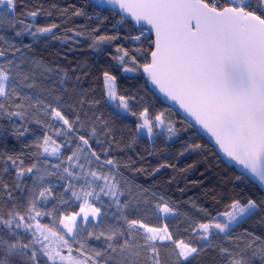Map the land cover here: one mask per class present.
<instances>
[{
	"label": "snow or ice",
	"instance_id": "6c2138e0",
	"mask_svg": "<svg viewBox=\"0 0 264 264\" xmlns=\"http://www.w3.org/2000/svg\"><path fill=\"white\" fill-rule=\"evenodd\" d=\"M17 2L0 0V26L13 29L17 24L24 26L16 32L19 36L32 25L25 26L24 21L17 18ZM93 6L99 12L118 9L120 23L125 22L124 17H130L137 25L143 23L149 26L155 36L150 60L141 66L132 58L130 63L135 68L124 67L123 70L132 72L142 67L149 82L169 100L176 102L195 120L196 125L215 140L224 156L242 169V176L237 179L243 178L246 182H255L264 187V0H257L255 8L250 0H224L223 4L221 0H95ZM81 14L80 11L75 13L77 16ZM27 15L35 18L38 12L29 11ZM55 27V24L37 27L31 34L51 33ZM108 39L111 38L100 36L94 39L93 44L98 45ZM133 39L139 41L140 36ZM117 51L123 53L118 57L121 62L129 56L123 49ZM0 56H3L2 52ZM22 63L8 60L6 64H0V116L10 120L15 117L20 121V126H12L11 135L19 137L28 131L26 127L21 130V127L29 120L31 110L50 116L52 120L60 122L67 132L77 134L80 131L76 127L80 123L79 116L72 120L60 107L46 103L39 95L23 91L37 86L31 72L21 68ZM29 80L32 82L29 83ZM104 81L108 98L119 100L117 107L131 113L128 99L116 92L115 78L105 72ZM162 117L163 113L156 115V123L153 124L145 109L140 113L142 123L137 124V130L146 129L151 136L154 127L164 125ZM32 122L41 123L39 120ZM166 127L169 133L175 134L173 127ZM3 131L0 128V133ZM60 134L61 130L57 129L56 135ZM96 134L93 129L88 136L78 135L77 151L67 158L70 166L63 168L66 177L71 178L65 187L66 192L74 188L73 181L83 180L79 192L72 190V196L81 201L80 211L60 216L59 224L64 233L55 227V209L42 213L37 207L38 200L47 201L52 196L51 188L40 185L37 195L34 186L30 189L33 198L25 213L9 211L6 216L0 214V225L7 229L8 235L14 237L13 240L0 238V264H16V261L40 264L41 256L47 258L45 264H112L116 257H120L116 264H162L160 248L168 244L173 246V264H191V259L206 248L214 247L210 237L215 233L211 230L215 229L216 233L223 234V239L231 241L233 225L247 223L264 212V200H233L227 210L220 213L226 218L223 222L213 217L209 222L199 223L192 228L196 238L208 242L199 247L184 239H176L167 226L152 227L139 219H127L123 210L128 205L120 200L125 195L122 177L118 172L105 169V165L110 169H117L118 165L106 158V152L102 159L92 148L88 137ZM97 143L100 141L97 140ZM36 147L42 154L59 158L61 145L47 133ZM200 147L199 144L189 145L193 150ZM8 160L16 167L17 177L38 171L36 164L24 168L22 160L17 162L18 157L9 156ZM71 168H78L79 171L74 172ZM33 179L42 181L44 176H34ZM16 186L19 187L18 184ZM7 188L4 185L5 191ZM102 195L109 197L110 202L116 205L126 228L104 224L102 217L106 213L91 202V199L100 201ZM154 207L164 216L175 214L167 203H156ZM25 215L29 222L25 221ZM42 216L52 218L53 225H45L37 220ZM77 217H82L84 223H88L91 217L99 231H89L87 237L103 239L106 247L91 248L86 240H82L78 249L72 248L65 233L72 237L73 242L76 241L80 230ZM13 226L29 232L31 239L23 242ZM244 235L248 239L235 238L238 243L233 249L238 251L221 246L220 255L226 258L227 264H254L256 259L264 264V238L248 231ZM64 249L69 255H61ZM73 251L78 255H72Z\"/></svg>",
	"mask_w": 264,
	"mask_h": 264
},
{
	"label": "trees",
	"instance_id": "16d2710c",
	"mask_svg": "<svg viewBox=\"0 0 264 264\" xmlns=\"http://www.w3.org/2000/svg\"><path fill=\"white\" fill-rule=\"evenodd\" d=\"M250 3L255 8L257 0H250ZM29 11H37L38 15L32 18L27 15ZM77 11L82 14L75 15ZM16 16L24 21L25 26L31 24L32 28L23 30L17 36L16 32L24 26L17 24L14 29L0 26V52L3 53L0 64H6L8 60L23 61L21 68L31 72L37 86L23 91L39 95L46 103L60 107L72 120L79 116L80 123L76 127L80 131L75 135L69 133L60 122L31 110L29 120L21 127V130L26 127L28 131L16 137L11 135V130L13 125L20 126V121L15 117L10 120L0 116V128L4 130L0 133V214L6 216L9 211L25 213L33 198L30 189L35 186L38 195L40 185L50 187L52 196L47 201L38 200L37 207L42 213L55 209L56 228L60 225L62 214L79 212L81 201L72 196V190L79 192L83 180L73 181L74 188L66 192L65 187L71 178L66 177L63 168L70 166L67 158L77 151L78 135L88 136L93 129L96 136L88 137L92 148L102 159L106 152V158L118 165L117 169L105 165V169L118 172L122 177L125 195L120 200L128 205L123 210L127 219H139L152 227L167 226L176 239H184L199 247L208 242L196 238L192 233L193 227L209 222L213 217L223 222L226 218L220 213L226 211L235 199L242 202L248 199L264 200V194L256 186L243 178L237 179L241 175L225 164L196 131L153 95L142 67L132 72L123 70L124 67L135 68L130 63L132 58L141 66L149 61L153 45L148 33L134 29L126 21L120 23L118 14L99 12L85 0H18ZM53 24L56 27L51 33L31 34L37 27H50ZM100 36L111 39L94 45V39ZM135 36H140V40L133 39ZM17 48L19 51H16ZM117 49L129 53L123 62L118 59L123 53ZM105 72L115 78L116 92L128 99L131 113L121 112L117 107L119 100L113 103L108 101ZM145 109L153 124L156 123L155 116L163 113L164 125L153 128L152 140L140 136L137 130V124L142 123L140 113ZM166 126L173 127L175 134L169 133ZM57 129L61 130L60 135H56ZM46 133L61 145L59 158L42 154L36 147L37 143H42ZM194 144L201 147L195 150L189 148ZM9 156L18 157V163L22 160L24 168L36 164L38 171L17 177L16 167L8 160ZM70 170L79 171L78 168ZM40 175L44 176L42 181L33 179ZM4 185L8 186L7 191ZM91 202L106 213L102 217L105 225L127 227L109 197L102 195L100 201L91 199ZM156 203H167L175 210L174 216L163 219L154 207ZM38 218L43 219L42 224L53 225V219L48 216ZM79 225L76 241L73 242L72 237L66 238L74 250L79 248L82 240H86L91 248L106 247L103 239L87 237L89 231H99L95 222H80ZM14 231L19 236L15 228ZM211 231L215 233L210 237L214 247L206 248L191 259V264H227L226 258L219 253V247L233 249L238 243L236 237L248 239L244 235L246 231L264 238V212L247 223L233 225L231 241L223 239V234L216 233L215 229ZM0 238L14 239L2 225ZM28 238L21 239L27 242ZM172 247L168 244L160 248L162 264H173ZM119 259L116 257V260ZM116 260L112 264H116ZM16 264L21 262L16 261ZM40 264H44L42 260ZM254 264H260L259 259Z\"/></svg>",
	"mask_w": 264,
	"mask_h": 264
},
{
	"label": "water",
	"instance_id": "95a60500",
	"mask_svg": "<svg viewBox=\"0 0 264 264\" xmlns=\"http://www.w3.org/2000/svg\"><path fill=\"white\" fill-rule=\"evenodd\" d=\"M87 1L90 5H94L95 0H85ZM111 13H116L121 17V14L119 13V10L117 9L116 11H108ZM124 20L130 24H132V27L134 29L137 30H142L145 31L146 33H148L150 35V37L152 38V41H154L155 36L152 33L151 29L149 28L148 25L141 23L140 25H137L134 21L131 20L130 17H124ZM150 56H149V60H150ZM144 73V72H143ZM145 78L148 81V87L151 90V92L153 93V95L155 97H157L158 99H160V101L168 106L170 108V110L175 113L183 122H185L187 125H192V129L194 131H196L198 133V135L204 139L209 145L210 147L217 153L218 157L228 166L234 168L236 170L237 173H239L242 176V169L235 165L234 162H230L225 156L224 154L220 151L219 146L215 143V140L207 133L205 132L202 128L199 127V125H196L195 120L190 117L186 112H184L179 105L174 102L169 100L166 96H164L154 85H152L147 76L144 74ZM252 183L254 186H256L263 194H264V187L260 186L258 183L255 182H250Z\"/></svg>",
	"mask_w": 264,
	"mask_h": 264
},
{
	"label": "rangeland",
	"instance_id": "374dc122",
	"mask_svg": "<svg viewBox=\"0 0 264 264\" xmlns=\"http://www.w3.org/2000/svg\"><path fill=\"white\" fill-rule=\"evenodd\" d=\"M104 83H105V81H104ZM107 99H108L109 102H112V103L116 101V100H115V101L110 100V99L108 98V96H107ZM121 112H122V113H125L122 109H121ZM139 134H140V136H146V138H147L148 140H152V138H153V134H152L151 136H149L147 130H146V129H143V128H142V129H139ZM160 214H161V213H160ZM161 216H162L163 219H168V218L173 217L174 215H173V214H169V215H167V216H164V214H161ZM224 218H225V217H224ZM37 220H39V221L41 222V220H43V219H42V218H37ZM25 221H26V222H29L27 219H26ZM77 221H78V223H80V222L84 223L83 220H82V217H77ZM89 221H92V220H91V217L89 218ZM92 222H94V221H92ZM31 223H35V221H31ZM13 227L15 228V226H13ZM57 229H58L61 233H64V230H63V228L61 227V225H59V226L57 227ZM33 230H34V229H33ZM16 231H17V234L19 235L20 238H22V237H25V238H26V237H29L28 240L31 239V235H30V233L27 232V231H25L23 228H21V229H16ZM68 237H69V236H67L66 233H65V238H68ZM69 238H70V237H69ZM35 247H36V248H39V245H36ZM61 255H64V256L69 255L67 249L62 250ZM72 255H78V253L75 252V251H73ZM41 260H42L43 263L45 264L47 258L41 256Z\"/></svg>",
	"mask_w": 264,
	"mask_h": 264
}]
</instances>
